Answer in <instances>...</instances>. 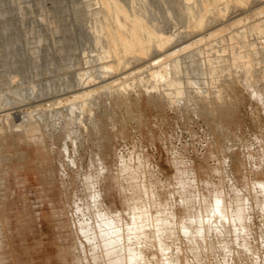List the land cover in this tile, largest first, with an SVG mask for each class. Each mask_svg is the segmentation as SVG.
Returning <instances> with one entry per match:
<instances>
[{"label":"rangeland","instance_id":"obj_1","mask_svg":"<svg viewBox=\"0 0 264 264\" xmlns=\"http://www.w3.org/2000/svg\"><path fill=\"white\" fill-rule=\"evenodd\" d=\"M99 1L0 0V264H111L103 239L144 264H264V28L213 42L184 16L208 0H115L186 49L171 100L146 73L102 88ZM252 1L225 20L264 21Z\"/></svg>","mask_w":264,"mask_h":264},{"label":"bare ground","instance_id":"obj_2","mask_svg":"<svg viewBox=\"0 0 264 264\" xmlns=\"http://www.w3.org/2000/svg\"><path fill=\"white\" fill-rule=\"evenodd\" d=\"M102 0L99 1V3L101 2ZM117 1V0H116ZM115 0H103L100 6V9L103 14V16H105V19H106V25L102 30L103 32V36L101 35V37H103L105 43L107 44V47H108V50L106 52L105 50V56L102 57V60L103 62H105L104 65V70L101 69L102 73H103V76H105L107 78V80L105 81V83H103L104 79L102 80L103 82L101 84H105L103 85L102 88H114L116 87L117 85L119 86V84L123 81H126L128 79L131 78V80H133L132 78H137V77H140L143 73L145 74L146 73V77H148L149 81H153L152 83L155 84L156 86L158 85V81L160 82H164V89L162 88V90H160V95L162 94L165 99H171L173 96V91H172V87L175 86V83L177 79L179 78H175V76L178 75V65L177 63L179 62H175V57L179 56L180 54H183L184 51L186 52V49L183 48V44H182V48H180L181 50L180 51H177L175 50L176 46H179V45H175V47H170V44L173 43L174 41H172V38H173V35L172 38H170L169 36H166L165 35H161L160 33L152 30L150 27H148L146 25V23L143 21V19L141 18L142 16L141 15H129L127 12L129 11H126L124 10L120 5H119V2L117 3ZM200 1V0H199ZM205 1L207 0H202L203 4L205 3ZM209 1V7H205L208 6V2H206V4L203 5V8H205L206 10L204 11L205 13H203V15H197L198 17L195 18V17H192V14H191V9L189 10L188 7H187V10L186 12L184 11V15L185 17L187 16L188 17V20H191V23L187 26L188 29H190V32L188 34H192V36H197L198 38L202 36V33H200L205 27L204 23H206L204 20H210L213 23H217L216 26H218L217 29L218 31H215L214 32V29L211 28L210 31L213 30V32L210 34V38H212V41L214 42L215 40L217 41L218 40V37H216V35L218 34H221L223 31H227V41L231 42V41H234L235 38H240L241 36V39H243V37H245V35H248L246 33L250 32V33H254V34H258V36L260 34H263V28H264V25H263V19L261 22H256V23H250V24H244V22H246V20H243L244 22H242V19L240 21H229L228 20H225V17H226V13H228L229 10H237L238 12L241 11V13L243 12L242 10H245L244 9V6L246 4H248L249 0H232V3L231 0H208ZM230 1V2H229ZM188 3V1H186ZM201 2V1H200ZM252 2H254L255 4H258V5H263L264 4V0H253ZM86 3V2H85ZM98 3V2H97ZM251 3V2H250ZM131 9H133V0H131ZM191 4V3H190ZM232 4V6L230 5ZM184 5V4H183ZM186 5V3H185ZM198 5V4H197ZM196 5V6H197ZM202 5V4H201ZM254 5V4H253ZM251 5V6H253ZM99 6L97 8H99ZM199 6V5H198ZM250 6V8H251ZM190 7V6H189ZM193 7V6H192ZM248 8V6H246ZM91 8V7H89ZM94 8V7H93ZM194 8V7H193ZM230 8V9H229ZM232 8V9H231ZM256 8V7H255ZM258 8V7H257ZM99 9V10H100ZM93 10V9H92ZM248 10V9H247ZM245 10V13L246 12H252L251 10L250 11H247ZM139 11V10H138ZM254 11V10H253ZM91 12V11H90ZM133 12V10H132ZM139 12H142V11H139ZM129 13H131L129 11ZM138 13V12H137ZM143 13V12H142ZM141 13V14H142ZM231 13V12H230ZM233 13V11H232ZM237 13V12H236ZM236 13H233V14H236ZM139 14V13H138ZM198 14H201V13H198ZM182 15V14H181ZM244 15V13H243ZM252 15V14H250ZM253 15L254 16H262L263 18V15H264V7L262 6V8L260 7V9L258 8L257 12H253ZM230 16V15H229ZM94 18V17H93ZM190 18V19H189ZM250 18V17H249ZM236 19V18H235ZM245 19L248 20V16L247 18L245 17ZM187 20V21H188ZM257 20V18H256ZM208 22V21H207ZM211 22L208 23L211 25ZM249 23V22H248ZM245 25L247 26L246 28L244 27V29L241 28V30H239V25L240 27H242V25ZM101 25V24H100ZM98 26V25H97ZM238 26V27H237ZM99 27V26H98ZM102 27V26H101ZM207 24H206V28H207ZM210 27V26H209ZM156 28V27H155ZM215 28V27H214ZM208 29V28H207ZM207 29H204L203 31L207 30ZM210 29V28H209ZM208 29V30H209ZM223 29V30H222ZM158 30V29H157ZM185 30V29H184ZM99 31V30H98ZM189 31V30H188ZM202 31V32H203ZM101 32V31H100ZM160 32V31H159ZM223 32V33H224ZM184 33V32H182ZM186 33V32H185ZM101 34V33H100ZM190 34V36H191ZM94 35V34H93ZM186 35V34H184ZM250 35V34H249ZM264 35V34H263ZM91 36V35H90ZM100 36V35H99ZM98 36V37H99ZM188 37V35H186ZM208 36V34H207ZM220 36V35H218ZM261 36V35H260ZM185 37V36H184ZM217 38L215 40H213L214 38ZM256 37V36H255ZM96 38V37H95ZM189 38V37H188ZM194 38V37H193ZM196 38V37H195ZM203 38V37H202ZM202 38H200L201 41H198L199 43H203V40L202 41ZM209 38V40H210ZM102 39V38H101ZM197 39V38H196ZM208 39V38H207ZM221 39V38H220ZM226 39V38H225ZM239 39V40H241ZM253 39V38H252ZM255 39V38H254ZM258 39V38H257ZM100 40V39H99ZM198 40V39H197ZM259 40V39H258ZM95 41V40H94ZM193 41V40H192ZM215 41V42H216ZM220 41V40H219ZM223 41V39L221 40V42ZM249 41V40H248ZM256 41V40H255ZM262 41V40H260ZM96 42H97V39H96ZM101 42V41H100ZM191 42V40H190ZM195 42L198 44V42L195 40ZM212 42V43H213ZM218 42V41H217ZM103 43V42H101ZM105 43H103L105 45ZM177 44V41L175 42ZM263 43V42H262ZM196 44V46H197ZM204 44V43H203ZM236 44V43H235ZM189 45V44H188ZM199 45V44H198ZM211 45V44H210ZM215 45V44H214ZM174 46V44L172 45ZM192 46H194L192 44ZM229 46V45H228ZM235 46V45H234ZM263 46V45H262ZM181 47V46H180ZM237 48V46H235ZM239 47V46H238ZM179 48V47H178ZM209 48V47H207ZM206 48V49H207ZM234 48V49H236ZM251 48V47H249ZM259 48V47H258ZM177 49V48H176ZM188 49V48H187ZM204 49V48H203ZM205 49V50H206ZM218 49V48H217ZM233 49V48H231ZM245 49V48H244ZM255 49V48H254ZM100 50V49H99ZM213 50V49H212ZM243 50V49H242ZM104 51V50H103ZM176 51V52H174ZM195 51V50H194ZM216 51V50H215ZM230 51V50H229ZM227 50V53L229 52ZM234 51H237V50H234ZM249 51V50H248ZM189 52V51H188ZM208 52V50L206 51ZM101 53V52H100ZM198 53V52H197ZM247 54H249L248 52H246ZM255 53V52H254ZM191 54V53H189ZM239 55H241L240 53H238ZM237 54V56H238ZM245 54V55H247ZM259 54V53H258ZM200 55V53L198 54V56ZM229 55V54H228ZM234 54H232L231 52V57H228L230 60H233L232 59V56ZM244 55V54H243ZM253 55V53H252ZM251 55V57H252ZM202 56V55H201ZM237 56L235 57L237 59ZM250 56V55H249ZM254 56V55H253ZM155 58V57H160L157 61H152L150 62V58ZM190 56L188 55V58ZM191 57H192V54H191ZM206 57V56H205ZM243 58V56L241 55L240 58ZM250 57V58H251ZM149 58V60H148ZM152 58V59H153ZM172 58V59H171ZM187 58V57H186ZM199 58V57H198ZM208 58V56H207ZM210 58V57H209ZM223 58V57H222ZM246 58V56L244 57V59ZM157 59V58H156ZM173 59H175L174 61H172ZM185 59V58H184ZM247 59V58H246ZM245 59V60H246ZM96 60V59H95ZM180 60V59H179ZM182 60V59H181ZM239 60V59H237ZM243 60V61H245ZM250 60V59H249ZM249 60H247L248 62H250ZM183 61V60H182ZM208 61V60H207ZM234 61H236L234 59ZM242 61V60H241ZM239 61V64H241ZM246 61V62H247ZM102 62V63H103ZM150 62V63H149ZM209 62V61H208ZM233 62V61H231ZM258 62V61H257ZM236 63V62H235ZM137 64H141V68H137L138 65ZM179 64V63H178ZM225 64V63H224ZM234 64V62H233ZM243 64H247V63H242ZM205 65H208V64H205ZM210 65V64H209ZM227 65V64H226ZM232 65V63H231ZM243 65V66H245ZM137 66V67H135ZM180 66V65H179ZM237 66L236 64H234V67ZM247 66V65H246ZM98 68V67H97ZM137 68V69H135ZM210 68V67H209ZM230 68V67H228ZM227 68V69H228ZM243 68V67H241ZM251 68V67H250ZM244 69V68H243ZM247 69V68H246ZM246 69L244 71H246ZM249 69V68H248ZM180 70V69H179ZM211 70V69H210ZM243 71V70H242ZM255 71V70H253ZM181 72V71H180ZM252 72V71H251ZM245 73V72H244ZM248 72H246L247 74ZM82 75V74H81ZM100 75V74H99ZM169 75H170V78H175V81L171 82L172 80L169 79ZM102 77V76H101ZM178 77V76H177ZM82 80H83V76H81ZM168 78V79H167ZM100 79V77H99ZM98 79V80H99ZM91 80V79H90ZM110 81L109 83H107V81ZM129 81V80H128ZM140 83H141V80H139ZM81 82V81H80ZM135 82V80H134ZM85 83H89V82H85ZM125 83V82H124ZM127 83V82H126ZM144 83V82H143ZM151 83V82H150ZM81 84V83H80ZM123 84V83H122ZM121 84V85H122ZM163 84H162V87H163ZM179 84V83H178ZM187 84V83H186ZM86 85V86H85ZM84 86L85 87H81V93H83V91L86 90V88L88 87L87 84H85ZM91 85V84H90ZM131 85V84H130ZM145 85V84H144ZM93 86V85H92ZM98 86V85H97ZM105 86V87H104ZM152 86V85H151ZM154 86V85H153ZM100 87V86H99ZM121 87V86H120ZM119 87V88H120ZM128 87V86H127ZM133 87V86H132ZM178 87V86H177ZM89 88V87H88ZM155 88V87H153ZM152 88V89H153ZM161 88V87H160ZM85 89V90H83ZM90 89V88H89ZM88 89V90H89ZM158 89V88H157ZM83 90V91H82ZM92 90V89H91ZM90 90V91H91ZM111 90V89H110ZM120 90V89H119ZM177 90V89H176ZM107 91V90H105ZM115 91V90H114ZM117 91V90H116ZM115 91V92H116ZM79 92V93H80ZM94 92V91H93ZM112 92V91H111ZM119 92V91H117ZM179 92V90H178ZM86 93V91H85ZM82 94L81 95V98L83 97V101L86 97H88L87 93L86 94ZM90 93V96L91 95V92ZM177 93V92H176ZM175 93V94H176ZM111 94V93H110ZM179 94V93H177ZM183 94V93H181ZM80 96V95H78ZM178 96V95H177ZM109 97V96H108ZM89 98V97H88ZM162 98V97H161ZM178 98V97H177ZM80 99V98H79ZM87 100V98H86ZM172 100V99H171ZM82 102V99L80 100ZM84 105V104H83ZM74 106V105H73ZM78 106L82 107V103L81 104H78ZM79 109V108H78ZM81 109V108H80ZM188 203V202H187ZM217 204V207H218V203ZM191 205V204H190ZM222 205V204H221ZM220 206V205H219ZM191 207V206H190ZM189 208V207H187ZM193 209V208H192ZM213 210V209H211ZM228 210V209H227ZM230 210V209H229ZM190 211V210H189ZM208 211V210H207ZM224 211V210H223ZM188 212V211H187ZM194 212V211H193ZM206 212V211H205ZM233 212V211H232ZM231 212V214H232ZM200 213V212H199ZM222 213V212H221ZM227 213V211H226ZM202 214V213H201ZM214 214V213H213ZM230 214V215H231ZM215 216V215H214ZM221 216V215H220ZM228 216V215H227ZM237 216V215H236ZM208 217V216H207ZM141 220V218H140ZM202 221V219H200ZM208 220V219H207ZM191 221V220H190ZM206 221V220H205ZM209 221V220H208ZM217 221V220H216ZM236 221V220H235ZM241 221V220H240ZM189 222V220H188ZM194 222V221H193ZM203 222V221H202ZM201 222V224H202ZM226 222V221H225ZM192 223V221H191ZM208 223V222H207ZM206 223V224H207ZM210 224V223H209ZM215 224V223H214ZM205 224L203 223V226ZM191 226V225H190ZM215 226V225H214ZM159 227V226H158ZM138 228V227H137ZM155 228V227H154ZM221 228V227H220ZM191 229V228H189ZM189 229H187L186 227H184L182 229V232L185 233V234H189V235H196L198 239L200 238H203L204 237V232L202 230V227H199L197 228L195 231H189ZM210 229V228H209ZM219 229V228H218ZM133 230V229H132ZM155 230V229H154ZM161 230V229H160ZM213 230V229H212ZM136 231V230H135ZM158 231V228L156 227V232ZM173 231V230H172ZM243 231V229H242ZM121 232V231H120ZM154 232V233H156ZM160 232V231H159ZM240 232V231H239ZM153 233V234H154ZM162 233V232H160ZM112 234L115 236L117 234V230H113ZM135 234V233H133ZM132 234V235H133ZM241 235V234H240ZM162 237V236H160ZM119 238V237H117ZM122 238V237H121ZM124 238V237H123ZM127 238V237H126ZM133 238V237H132ZM138 239V235H135L134 236V240L135 239ZM153 238V237H152ZM208 238V237H207ZM160 238L154 236V240L155 242H157ZM191 239H194V238H191ZM130 240V239H128ZM127 240V241H128ZM162 240V239H161ZM103 242H105V255H106V258H104L105 260H108L110 258V263L111 264H144L143 261H140L139 257L135 255V252L133 251L134 249H131L130 247H122V252L121 254H117V251L118 250V245L116 246L115 244L113 245V241H116L115 239L113 240H105L103 239L102 240ZM136 241V240H135ZM161 242V241H160ZM158 244V243H157ZM133 245V244H132ZM143 245V244H142ZM162 245V244H160ZM160 250H162V246H160ZM124 246V245H122ZM121 247V246H120ZM136 247V246H135ZM158 247V248H159ZM142 248V247H141ZM165 249V248H164ZM121 251V250H120ZM119 251V252H120ZM166 253V252H165ZM164 253V254H165ZM164 256V255H163ZM164 258V257H163ZM145 260V259H144ZM109 261V260H108ZM178 261V260H177ZM107 262V261H106ZM172 262V261H171ZM108 263V262H107ZM145 263H148V262H145Z\"/></svg>","mask_w":264,"mask_h":264}]
</instances>
